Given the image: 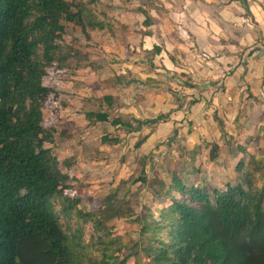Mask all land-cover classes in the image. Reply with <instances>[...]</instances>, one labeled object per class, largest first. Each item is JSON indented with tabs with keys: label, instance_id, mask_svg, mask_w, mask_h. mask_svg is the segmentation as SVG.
<instances>
[{
	"label": "trees",
	"instance_id": "trees-1",
	"mask_svg": "<svg viewBox=\"0 0 264 264\" xmlns=\"http://www.w3.org/2000/svg\"><path fill=\"white\" fill-rule=\"evenodd\" d=\"M98 5L99 0H0V264H125L118 257L83 258L47 206L55 195L69 199L60 158L46 145L55 134L39 103L41 92L50 89L42 85L48 68L55 63L63 68L79 56L77 37L66 45L64 21L94 45L127 41L124 24ZM113 103V95H103L86 118L133 130L131 121L110 118ZM118 141L109 134L102 138L108 144ZM218 148L213 144L211 160ZM241 151L236 169L245 179L226 191L208 183L191 186L173 175L181 197L171 198L161 220L144 224L150 238L142 248L148 261L142 264H264V185L257 184L264 163L256 155L248 159L246 148ZM87 213L83 217L91 219Z\"/></svg>",
	"mask_w": 264,
	"mask_h": 264
},
{
	"label": "rangeland",
	"instance_id": "rangeland-1",
	"mask_svg": "<svg viewBox=\"0 0 264 264\" xmlns=\"http://www.w3.org/2000/svg\"><path fill=\"white\" fill-rule=\"evenodd\" d=\"M155 1L99 0L98 6L110 12L113 19L123 22L120 10L132 11L139 6L143 8V5L162 8L161 1ZM132 15L133 26L138 28L142 25V18L135 17L134 13ZM64 25L66 45L72 44L73 37L79 39L78 45H75L79 49V56L69 58L67 66L63 68L56 63L48 68L49 74L43 78L42 85L50 89L41 92L39 103L45 125L55 134L54 142L46 145L52 147L60 158L66 176L65 194L69 199L58 195L50 197L47 200L48 211L60 219L71 236L73 248L83 258L102 262L118 257L124 259L125 264H142L148 261L142 248L150 238V232H143L144 224L155 222L156 218L161 220V210L172 204L171 198L181 197L173 182L174 174L191 186L208 183V186L226 191L229 187H237L245 179V172L236 169L242 147L249 152L248 159L250 155H256L264 163V89L262 87L255 95L246 81V75L251 74L252 68L248 56L258 49H248L243 40L234 47L218 45L203 49L201 54L208 56L211 72L202 73L204 75H199V79L189 71L193 76L184 81L187 87L190 86L191 93L187 88L182 98L186 107H191V102L198 100V95L205 98L203 105L209 109L208 112L196 116L190 114L189 118L193 116L191 121L186 117L182 122L189 128V133L199 136V140L201 138V143L190 150L182 140L168 143L163 148L157 145V151L144 156L135 154L130 161L127 154L131 150L130 145L140 140L125 142L123 147L114 143L102 145V134L120 136L119 129H123H112L108 124L88 128L83 111L99 108L101 97L107 94L105 92H112L115 108L112 109L111 119L122 114L126 120L134 123L132 113L123 108L131 106L137 97L138 90L131 84L135 78L125 72L123 76L116 73L118 68H122L116 62V55L128 54L127 57L140 56V59L150 60L153 52L143 49V54H134L138 51L129 47L131 42L128 40L130 36L133 43L138 44V40L135 41L128 30L127 35L126 29L127 41L113 47L87 41L81 30L70 21H64ZM121 45H126L121 53L120 49L112 50ZM222 53L233 55L223 57L225 64L220 61L218 64L213 56ZM236 71L237 80L234 81L228 76ZM257 76H262L261 71H257ZM114 80H117L116 83ZM124 81L132 85L125 91L121 88ZM192 92H195L194 95ZM215 92L221 94L219 99L213 96ZM232 94L237 95L230 100L227 96ZM155 98V104L162 100L161 96ZM215 143L219 144L215 150L218 157L211 160L210 153ZM257 174V184L264 185V171ZM142 177L144 181L140 180ZM83 210L84 213L81 212ZM87 211L91 218L88 220V216L85 218L82 215ZM161 234L164 239H169L167 232L162 231Z\"/></svg>",
	"mask_w": 264,
	"mask_h": 264
},
{
	"label": "crops",
	"instance_id": "crops-1",
	"mask_svg": "<svg viewBox=\"0 0 264 264\" xmlns=\"http://www.w3.org/2000/svg\"><path fill=\"white\" fill-rule=\"evenodd\" d=\"M160 1L162 8H157L155 5H152V7L143 5V8L139 6V8L132 11L120 10V18L123 19L122 23L125 26L126 34L128 35L129 31L132 34V38L134 37L135 41L138 40V44L136 42L133 43L131 36L130 41L128 40V42H131L129 47H133V49L138 51V53L134 54H143L145 50L153 52L150 60L140 59V56L127 57L126 55L128 54H121L120 57L116 55V62H119L118 64L122 67L118 68L116 73L119 76H123V72L132 74L133 79H135L132 80L131 84H134V87L138 90L137 97L131 106L123 108L127 112L132 113L131 117L134 120V123L132 122L133 130L121 125L114 126L110 122L98 121L91 124L85 113L98 108L83 111V117L87 121L88 128L101 127V125L108 124L112 129L116 127L123 129H119V141L114 143V145L123 147L125 142L140 140L130 145L131 150L127 153L130 161L134 159L133 155L135 154L144 156L157 151V145L163 148L168 143L182 140V143L190 150L201 143V138L199 140V136L196 137L195 134L189 133V128L182 122L186 117L191 121L193 116L189 118L190 114L196 116L200 113L205 114L208 112L209 109H206L205 105H203L205 98L198 95V100L192 101L191 107H186V103L182 98L185 96L187 88L188 93H191L190 86L187 87L185 85L187 83L184 81V79H189L193 76H191L189 71H192L196 76L204 75L202 73L208 72V70L211 72L208 68L210 66L208 56L201 54L203 49H212L218 45L234 47L241 40L246 42L248 49H258V51L263 49L261 53L254 51L248 56L249 61L252 63V68L250 70L251 74L246 75V81L250 85V91L255 95L259 94V90L262 87L264 89V0H247L248 7L244 5L242 0ZM155 3L159 2L156 0ZM238 8H243V12L238 11ZM133 13L136 15L135 17L142 18V25L138 28H134L130 19ZM125 46L121 45L120 48H112V50L117 51L120 49L119 53H121ZM230 50H233V48H230ZM206 54L207 52H205ZM227 55L222 53L213 57L218 64L222 62L225 64L226 60H223V57L226 58ZM231 55L233 53H229L228 56ZM210 57L212 56L210 55ZM257 71L258 73L261 71V77L257 76ZM237 74L238 71L228 77L236 81ZM213 76L215 77V74ZM199 79H201L200 76ZM114 81L116 83L117 80ZM167 81L168 83H166ZM122 86L121 88L124 91L129 89V86L132 87L125 81ZM139 86L141 87L140 89H138ZM105 93L114 96L112 92ZM194 93L192 92L193 95ZM220 95L219 92H215L213 96L219 99ZM236 95L232 94L227 97L232 100ZM158 96H161L162 100L155 104V97ZM231 103L229 104L232 105L233 103ZM114 105L115 103H113L112 109L113 107L115 108ZM262 105L264 106V103ZM112 109L111 113H113ZM116 117H122L126 120L122 114H117ZM156 117H159V120L152 122L151 120ZM137 120L142 123H138ZM71 123L73 124L72 121ZM185 130L186 133H184ZM107 134L109 133L101 135V142L103 136ZM109 135L113 136V134ZM218 143L221 145V142ZM102 145L110 144L102 142Z\"/></svg>",
	"mask_w": 264,
	"mask_h": 264
},
{
	"label": "clouds",
	"instance_id": "clouds-1",
	"mask_svg": "<svg viewBox=\"0 0 264 264\" xmlns=\"http://www.w3.org/2000/svg\"><path fill=\"white\" fill-rule=\"evenodd\" d=\"M243 10H244L243 8H238V11L240 12H243Z\"/></svg>",
	"mask_w": 264,
	"mask_h": 264
}]
</instances>
